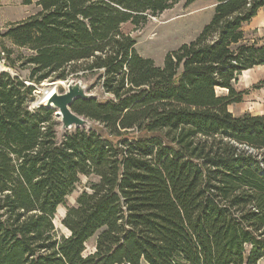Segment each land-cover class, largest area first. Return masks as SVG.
<instances>
[{"label":"trees","instance_id":"16d2710c","mask_svg":"<svg viewBox=\"0 0 264 264\" xmlns=\"http://www.w3.org/2000/svg\"><path fill=\"white\" fill-rule=\"evenodd\" d=\"M180 1L39 0L0 35L28 52L1 43L5 65L29 71L0 69V264L264 260V115L229 110L239 76L264 65V43L244 29L264 0H214L207 26L159 67L123 26ZM72 78L107 98L75 100L91 126L60 138L56 110L31 102L42 83ZM82 176L97 181L59 237L57 209Z\"/></svg>","mask_w":264,"mask_h":264},{"label":"rangeland","instance_id":"374dc122","mask_svg":"<svg viewBox=\"0 0 264 264\" xmlns=\"http://www.w3.org/2000/svg\"><path fill=\"white\" fill-rule=\"evenodd\" d=\"M28 1H30V4H26ZM38 1L39 0H0V35L5 32L6 27L9 24L22 21L30 15L35 14L40 9L37 5ZM186 2V0L180 1L175 4L173 8L161 13L157 17L150 16L148 21L139 28L135 27L131 23L123 26L124 32L127 34L130 33L136 39V48L142 57L153 59L155 64L161 67L167 53L175 51L185 43H190L191 40L195 39L202 32L205 26H207V23L214 15V0H196L191 3V5H186ZM262 25L264 24L258 23L257 20H254L246 25L244 29L247 39L250 41L256 39L260 42H264V26ZM179 28L180 30H178ZM1 43L15 50L16 54L28 53L25 50H19L17 47L12 45L11 42L0 38V45ZM0 69L8 71L13 75H20L24 79L29 76L28 70L7 67L5 65L4 58H0ZM70 80L81 82L82 85L85 84L86 89L90 92V94L98 100L107 98V95H105L102 90L98 88L90 89L93 81L86 83L85 81L77 78H72ZM243 80H245V77H239L238 83L234 85L237 92L241 88L239 83L243 82ZM68 81L53 80L44 83L54 84L53 89L55 88V90L59 93H65L68 91ZM44 83L36 87L35 99L31 102L32 108L36 106V103L42 96V94H38V87L42 88ZM260 83L261 82H257L247 87L240 103L229 106V110L234 116L239 117L245 113L252 114L254 111H251V108H255L256 104L264 103L262 101H258L257 98H255L256 96H253L256 94L255 92L258 89L264 88V84L260 87L257 86ZM224 94H227L226 90H218V95L223 96ZM241 110H245L246 112L241 113ZM63 133L64 132L59 127L58 137L61 138ZM95 181H97V179L93 176H82L77 188L66 198L67 200L65 203L58 207L54 223L59 237L69 235V231L62 223L66 217L67 210L76 204L78 196L86 188H88L90 182ZM95 241L96 237H93L88 241L87 253L94 250ZM259 264H264V260H262Z\"/></svg>","mask_w":264,"mask_h":264},{"label":"water","instance_id":"95a60500","mask_svg":"<svg viewBox=\"0 0 264 264\" xmlns=\"http://www.w3.org/2000/svg\"><path fill=\"white\" fill-rule=\"evenodd\" d=\"M67 90L65 93H59L55 90L53 94L48 95L44 100H42L41 96L35 107L43 105L49 109H55V117L61 123L60 128L63 132H69L74 128H89L91 122L76 114L72 110V104L75 100L92 99L95 97L86 89L85 84L82 85L81 82L75 80L68 81ZM47 93L43 94V96Z\"/></svg>","mask_w":264,"mask_h":264},{"label":"crops","instance_id":"0c3cea01","mask_svg":"<svg viewBox=\"0 0 264 264\" xmlns=\"http://www.w3.org/2000/svg\"><path fill=\"white\" fill-rule=\"evenodd\" d=\"M254 20H257L258 23L264 24V7L259 11L257 16H255L253 18L252 21H254ZM262 26H264V25H262ZM242 76L245 77V80H243V82L239 83V86L241 88L239 89L238 93L244 92L247 87H249L250 85H253L257 82H264V65L255 66L253 69L243 72V74L239 77H242ZM238 81H239V79H238ZM238 81H237V83H238ZM258 90L255 92L256 94L253 96H256L255 98H257L258 101L264 102V88H260ZM251 111H254L252 113V115H254V116L255 115H264V103L263 104H256V107L251 108ZM243 112L245 113L246 111L241 110V113H243Z\"/></svg>","mask_w":264,"mask_h":264},{"label":"bare ground","instance_id":"6f19581e","mask_svg":"<svg viewBox=\"0 0 264 264\" xmlns=\"http://www.w3.org/2000/svg\"><path fill=\"white\" fill-rule=\"evenodd\" d=\"M178 30H180V28ZM154 35H156V34H154ZM53 85L54 84L44 83V86L42 88L38 87V94H42V100H44V98L47 97L48 95L53 94V92L55 91V88L53 89ZM46 92H48V93L45 96H43V94H45Z\"/></svg>","mask_w":264,"mask_h":264}]
</instances>
